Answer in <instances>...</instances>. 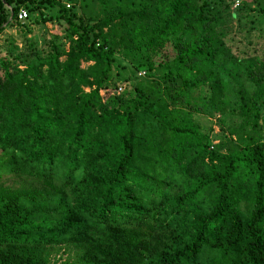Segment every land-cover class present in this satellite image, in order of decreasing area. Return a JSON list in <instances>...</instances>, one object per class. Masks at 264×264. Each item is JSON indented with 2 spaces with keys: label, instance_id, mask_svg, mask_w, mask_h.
Returning <instances> with one entry per match:
<instances>
[{
  "label": "trees",
  "instance_id": "16d2710c",
  "mask_svg": "<svg viewBox=\"0 0 264 264\" xmlns=\"http://www.w3.org/2000/svg\"><path fill=\"white\" fill-rule=\"evenodd\" d=\"M237 1L0 0V31L46 4L67 31L0 58V264H264V60L226 44ZM126 65L156 96L118 92Z\"/></svg>",
  "mask_w": 264,
  "mask_h": 264
},
{
  "label": "rangeland",
  "instance_id": "374dc122",
  "mask_svg": "<svg viewBox=\"0 0 264 264\" xmlns=\"http://www.w3.org/2000/svg\"><path fill=\"white\" fill-rule=\"evenodd\" d=\"M259 1V2H258ZM238 0L234 3L230 9L235 10L240 4H242L243 12L241 13L240 22H233L228 29V38L226 44L230 45L231 53L233 56L243 55L241 51L252 52L257 55L258 58L264 60V24H260V27L253 30L249 37L250 43L244 36L246 29L251 25L250 19H252L257 13H259V6L264 9V0ZM61 4L68 10H76L81 12L79 0H59ZM67 5V6H66ZM44 15L45 20H42L38 12L27 13V16L23 20H19L18 23L6 24L2 31H0V58H9L11 55H17L18 52L25 51L29 47H37L45 45L50 41L55 44H61L62 49H67V31L63 29L64 22L62 20L57 21L54 17L59 14L58 6L45 5L39 10ZM255 22V21H254ZM257 22V20H256ZM23 45V46H22ZM15 46L16 48H13ZM22 46V47H21ZM82 65H85L82 64ZM239 72L243 70V67L233 62L229 63L227 67ZM117 71L118 69H114ZM231 70V69H230ZM132 68L129 65L119 69L121 79L127 78V80H120L118 85L121 91H131L132 87H138L142 89L144 95L147 98L156 96V82L158 80L145 71L140 70L138 73L132 74ZM154 76L156 73L154 72ZM200 124L203 130L209 132L214 136L219 133L220 122L215 116L202 117L198 116ZM216 140H213L215 142ZM67 253L61 252L60 257L64 259Z\"/></svg>",
  "mask_w": 264,
  "mask_h": 264
},
{
  "label": "built area",
  "instance_id": "2783aa9c",
  "mask_svg": "<svg viewBox=\"0 0 264 264\" xmlns=\"http://www.w3.org/2000/svg\"><path fill=\"white\" fill-rule=\"evenodd\" d=\"M66 6H67V5H66ZM26 16H27V13H26L25 9H23V8H20V9L17 11V13H16V18H17L18 20H23ZM138 74H140V73H138ZM119 89H120V87L117 88V90H119Z\"/></svg>",
  "mask_w": 264,
  "mask_h": 264
},
{
  "label": "water",
  "instance_id": "95a60500",
  "mask_svg": "<svg viewBox=\"0 0 264 264\" xmlns=\"http://www.w3.org/2000/svg\"><path fill=\"white\" fill-rule=\"evenodd\" d=\"M10 16H11V14H10Z\"/></svg>",
  "mask_w": 264,
  "mask_h": 264
}]
</instances>
